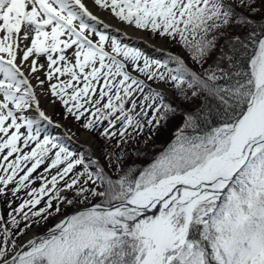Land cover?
I'll list each match as a JSON object with an SVG mask.
<instances>
[{
    "label": "snow or ice",
    "instance_id": "1",
    "mask_svg": "<svg viewBox=\"0 0 264 264\" xmlns=\"http://www.w3.org/2000/svg\"><path fill=\"white\" fill-rule=\"evenodd\" d=\"M0 264H264V0H0Z\"/></svg>",
    "mask_w": 264,
    "mask_h": 264
},
{
    "label": "rangeland",
    "instance_id": "2",
    "mask_svg": "<svg viewBox=\"0 0 264 264\" xmlns=\"http://www.w3.org/2000/svg\"><path fill=\"white\" fill-rule=\"evenodd\" d=\"M179 123H180V120H179V118H177V120L174 121L172 125H170L168 131H166V132H162V133L157 137V139H156V145H157L156 149H158L157 152H159V150H161V148L163 147V145H164L167 141H170V139H171V132L174 130V128H175L176 126L179 125ZM68 126L71 127L70 124H69ZM156 149H155V150H156ZM141 161L145 162L144 160H141ZM139 162H140V161H138V163H139ZM147 162H148V161H147Z\"/></svg>",
    "mask_w": 264,
    "mask_h": 264
},
{
    "label": "trees",
    "instance_id": "3",
    "mask_svg": "<svg viewBox=\"0 0 264 264\" xmlns=\"http://www.w3.org/2000/svg\"><path fill=\"white\" fill-rule=\"evenodd\" d=\"M168 142H169V141H168ZM168 142H167V143H168ZM167 143H166V144H167ZM166 144H165L164 146H166ZM151 155H152V153H151V152H149V156H151ZM144 161H145V162H143V161H140L139 163H147V159H144Z\"/></svg>",
    "mask_w": 264,
    "mask_h": 264
},
{
    "label": "bare ground",
    "instance_id": "4",
    "mask_svg": "<svg viewBox=\"0 0 264 264\" xmlns=\"http://www.w3.org/2000/svg\"><path fill=\"white\" fill-rule=\"evenodd\" d=\"M149 46V45H148Z\"/></svg>",
    "mask_w": 264,
    "mask_h": 264
}]
</instances>
